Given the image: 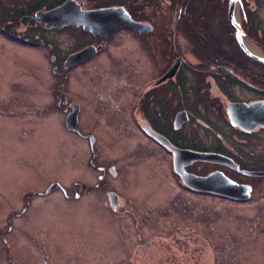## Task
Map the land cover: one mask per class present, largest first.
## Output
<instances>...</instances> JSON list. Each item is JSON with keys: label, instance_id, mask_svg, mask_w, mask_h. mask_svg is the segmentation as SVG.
Segmentation results:
<instances>
[{"label": "rangeland", "instance_id": "rangeland-1", "mask_svg": "<svg viewBox=\"0 0 264 264\" xmlns=\"http://www.w3.org/2000/svg\"><path fill=\"white\" fill-rule=\"evenodd\" d=\"M249 7L254 31L264 34V0H249ZM243 16L238 3L234 17L243 24ZM214 21L211 32L205 25L201 32L221 50L227 26ZM244 38L264 54V39L257 45ZM235 44L229 46L240 51ZM42 57L0 33V264H264V178H249L253 192L244 200L196 193L182 185L159 145L133 124L120 131L104 116L95 124L80 120L96 138L90 151L87 138L66 132L49 100L62 76ZM183 127L180 134L194 145L192 124ZM220 127L217 141L199 136L198 143L230 151L228 139L242 136ZM92 161L107 169L104 179ZM210 168L196 165V172ZM54 185L70 198L59 186L45 192ZM110 191L120 208L110 206Z\"/></svg>", "mask_w": 264, "mask_h": 264}, {"label": "flooded vegetation", "instance_id": "flooded-vegetation-1", "mask_svg": "<svg viewBox=\"0 0 264 264\" xmlns=\"http://www.w3.org/2000/svg\"><path fill=\"white\" fill-rule=\"evenodd\" d=\"M68 2L78 15L105 8L114 10L115 14L96 30L86 27L95 26L98 21L89 23L85 20L78 24L76 20L48 28L44 22L35 20L36 12H46ZM199 3L200 0H0V17L11 18L0 20V33L27 50H38L48 71L58 78L62 76L60 81L64 85L60 83L59 91L51 86L49 93L53 96L49 100L57 106L66 132L87 138L90 144V136L94 135L82 131L80 120H85L86 125L88 120L95 124L104 116L111 124H119L120 131L124 123L136 126L145 139L160 146L172 169V154L149 131L166 138L178 149L218 152L229 157L240 170L264 171V160L261 162L260 157L261 153L264 158V126L257 125L250 131H243L230 124L227 114V106L231 102L246 105L264 102V64L242 52H233L229 46L232 44V32L227 27L221 33L225 40L221 50L216 46L212 48V40L215 39L209 38L211 33L203 34L202 22L199 19L196 23L193 21ZM228 7L229 3L226 10L219 6L221 9L215 18L220 25L228 24L232 30ZM242 10L244 22L245 11ZM208 16L205 13L203 25L212 27L215 21L211 23L206 18ZM71 17L73 19V13ZM190 24L194 36L187 37L185 26ZM39 30L49 35H38ZM200 32L202 36H199ZM205 38L208 43H205ZM184 44L192 45V50L186 52ZM226 45L227 49L224 48ZM85 49L89 55L87 59L69 62L71 57ZM250 60L262 66L253 65ZM173 67L175 70L172 71ZM63 71L67 73L62 75ZM71 72L78 73L69 76ZM72 113L76 115V125L74 130H69L65 120ZM123 118L126 119L121 122ZM182 118L185 119L180 123ZM184 123L192 124L194 145L187 144L185 134H180ZM220 125L223 132L234 130L242 136L239 140L234 135L238 138L235 140L241 142L228 139L230 151L218 150L210 143H198L199 136L204 139L214 136L217 141L215 136L216 131L221 130ZM95 141L94 137L90 151H93ZM196 165H209L212 169L196 172ZM111 167L115 169L116 166ZM96 168L102 173L98 179H104L107 169L102 164H96ZM184 169L199 176L221 172L232 181L250 187L251 194L253 188L249 178H264L199 160L186 164ZM59 188L65 198H70L65 188ZM74 193V198H78L79 193ZM119 199L118 196L117 206L120 208ZM23 214L25 210L19 213Z\"/></svg>", "mask_w": 264, "mask_h": 264}, {"label": "water", "instance_id": "water-1", "mask_svg": "<svg viewBox=\"0 0 264 264\" xmlns=\"http://www.w3.org/2000/svg\"><path fill=\"white\" fill-rule=\"evenodd\" d=\"M238 0H230L229 1V10L228 17L230 24L233 26L235 30L236 41L239 45V48L250 58L264 63V55H255L247 48L246 44L243 40V32L236 22L234 18V12L237 6ZM72 4L64 3L60 6H57L49 11L42 12L38 11L35 14V20L44 22L48 28L50 27H59L62 24L70 23L71 21L77 22L78 24L82 22L88 21L89 23L92 21H98V24L95 23V26H87L86 29L95 30L99 28V25L105 24L108 20L113 18V14H115L114 10H109V8L99 9L97 11L86 12L84 15L81 13L78 15L76 9L71 7ZM73 13V19H72ZM78 15L77 19L76 16ZM82 16V17H81ZM86 20V21H85ZM93 25V23H92ZM105 26V25H104ZM109 27V26H108ZM106 28V27H105ZM116 30V28L114 29ZM113 30V31H114ZM87 49L79 52L76 56L70 58V63H76L82 60H85L89 57L87 55ZM175 70L174 67L172 71ZM171 71V72H172ZM170 74V73H169ZM227 114L231 121V124L239 127L245 131H250L257 125L264 126V102H252L249 105H246L242 102H231L227 106ZM185 118L179 119L180 123ZM65 125L67 129L74 130L76 125V115L74 113L70 114L66 120ZM178 126V125H176ZM148 132V130H147ZM158 143L165 146L168 150L173 153L174 167L175 170L180 174L182 181L188 187L196 191H212L215 193H220L226 197L233 199L244 200L249 197V190L247 187L236 185L234 182H231L221 176L218 173H212L207 176H194L191 174H187L184 172L183 167L186 164L192 163L195 160L208 161L213 163L226 164L228 166L234 167L236 170L238 169L236 165H233L230 159L211 152H198L189 149H178L164 137L155 132L149 131ZM94 143V138L91 137L90 144ZM112 170V169H111ZM249 174L253 176H264V171H254L249 172ZM244 187V188H243ZM109 201L110 204L115 207L117 205V195L114 192H109Z\"/></svg>", "mask_w": 264, "mask_h": 264}, {"label": "trees", "instance_id": "trees-1", "mask_svg": "<svg viewBox=\"0 0 264 264\" xmlns=\"http://www.w3.org/2000/svg\"><path fill=\"white\" fill-rule=\"evenodd\" d=\"M254 2L256 3V1H254ZM227 3H228L227 0H200V5H199L198 9H196V19H199L202 22V24H200L202 26L203 25V20L202 19L204 18L203 13H204V10H205V13L209 14V16L206 17V18L208 20H210L211 23H213V20L215 19V14H218L219 13L218 10L221 9V8H219V6H222L223 10H226L227 9ZM242 3H243V9L245 11V21L243 22V26L245 27V29H246V31L248 33L249 38H253L254 41L257 43V45H260L259 44L260 41L257 40V37H259L260 40H263L264 39V34L262 33V30H261V34L256 33V31H257L256 28H255L256 31H254V28L252 27V24H251V20H253V17L251 18V16H250L248 18V15H247L248 12L255 13V11L250 10L249 0H242ZM187 20H189V18ZM245 24L247 25V27H246ZM185 28H186V31L184 33L185 36L189 37V36H192L194 34L193 31H192L191 24L189 26L186 25ZM227 28H229V31L232 32V43L235 44V39H234V36H233V31L230 29V27H229L228 24H227ZM210 30H212V27H210ZM216 34H217V32H216ZM260 35L262 37H260ZM216 36L217 35H215V37ZM209 38L212 40L213 39L212 38V35ZM205 41H206L205 43H208V39L207 38H205ZM235 46L237 48V45L236 44H235ZM231 50L233 51V48L232 47H231ZM235 52H241V51H235ZM250 62L253 65H255V66H262L261 64H259L257 62H254V61H251L250 60Z\"/></svg>", "mask_w": 264, "mask_h": 264}, {"label": "bare ground", "instance_id": "bare-ground-1", "mask_svg": "<svg viewBox=\"0 0 264 264\" xmlns=\"http://www.w3.org/2000/svg\"><path fill=\"white\" fill-rule=\"evenodd\" d=\"M203 15H205V10H204V13H203ZM237 19V18H236ZM244 41H245V44H246V46H247V48L249 49V51H251L253 54H255V55H261V52L252 44H249L248 42H247V40H245L244 39ZM255 43V42H254Z\"/></svg>", "mask_w": 264, "mask_h": 264}]
</instances>
